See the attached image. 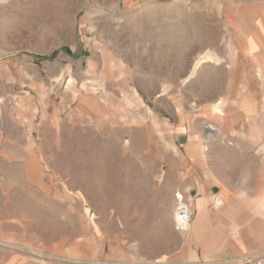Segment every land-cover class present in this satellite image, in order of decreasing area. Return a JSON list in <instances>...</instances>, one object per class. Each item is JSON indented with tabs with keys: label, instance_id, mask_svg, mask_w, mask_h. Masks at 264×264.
Instances as JSON below:
<instances>
[{
	"label": "rangeland",
	"instance_id": "obj_1",
	"mask_svg": "<svg viewBox=\"0 0 264 264\" xmlns=\"http://www.w3.org/2000/svg\"><path fill=\"white\" fill-rule=\"evenodd\" d=\"M263 51L264 0H0V264L173 249L183 148Z\"/></svg>",
	"mask_w": 264,
	"mask_h": 264
},
{
	"label": "crops",
	"instance_id": "obj_2",
	"mask_svg": "<svg viewBox=\"0 0 264 264\" xmlns=\"http://www.w3.org/2000/svg\"><path fill=\"white\" fill-rule=\"evenodd\" d=\"M245 57L253 69L224 103L240 109L208 121L174 169L171 196L183 197L189 227L143 264H264V58Z\"/></svg>",
	"mask_w": 264,
	"mask_h": 264
},
{
	"label": "built area",
	"instance_id": "obj_3",
	"mask_svg": "<svg viewBox=\"0 0 264 264\" xmlns=\"http://www.w3.org/2000/svg\"><path fill=\"white\" fill-rule=\"evenodd\" d=\"M191 221V213L186 206H180L176 214V224L178 231H186ZM257 264H262V260L257 261Z\"/></svg>",
	"mask_w": 264,
	"mask_h": 264
}]
</instances>
